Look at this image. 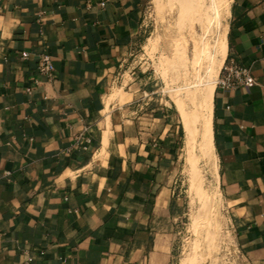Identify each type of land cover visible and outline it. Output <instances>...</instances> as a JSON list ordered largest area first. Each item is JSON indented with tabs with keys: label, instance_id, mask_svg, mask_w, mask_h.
Instances as JSON below:
<instances>
[{
	"label": "crops",
	"instance_id": "obj_1",
	"mask_svg": "<svg viewBox=\"0 0 264 264\" xmlns=\"http://www.w3.org/2000/svg\"><path fill=\"white\" fill-rule=\"evenodd\" d=\"M147 4L0 0V264H173L179 122L111 100ZM226 41L218 183L243 263L264 264V0H231ZM232 65L257 85L223 87Z\"/></svg>",
	"mask_w": 264,
	"mask_h": 264
},
{
	"label": "rangeland",
	"instance_id": "obj_2",
	"mask_svg": "<svg viewBox=\"0 0 264 264\" xmlns=\"http://www.w3.org/2000/svg\"><path fill=\"white\" fill-rule=\"evenodd\" d=\"M230 4L231 0H148L133 55L124 62L112 89L111 100H119L125 108L143 106L140 111L150 115L168 106L179 122L173 186L184 202V215L175 228L173 264H244L219 187L215 157L200 146L201 124L196 125L192 147L178 111L196 115L206 82L219 80Z\"/></svg>",
	"mask_w": 264,
	"mask_h": 264
},
{
	"label": "bare ground",
	"instance_id": "obj_3",
	"mask_svg": "<svg viewBox=\"0 0 264 264\" xmlns=\"http://www.w3.org/2000/svg\"><path fill=\"white\" fill-rule=\"evenodd\" d=\"M223 46H224V49H223L224 54H222V56L225 59L226 52H227L226 36L223 39ZM204 54L208 55V51L205 52ZM222 62H224V60H222ZM215 87H216V82H214L212 80H209L206 82L204 93H203V99L204 100L200 103V105H199L200 111L196 115L191 114L190 112H188L187 109H181V108L178 109L180 116H181V119H182V124H183L182 126L184 127V130L186 131L185 134L187 135L186 138L188 140V144L193 147V145L195 144V141H197L196 137L198 135V129H197L196 125H198L197 123L199 122L201 124V131H199V133L201 132V138H202V144L200 146L202 147L203 150L207 149L209 152H212L214 157H215V154H214L213 143H212V101H213V94H214ZM196 149H197V147H196ZM205 156H207V155H205ZM214 157H213V159H214ZM212 160H210V161H212ZM210 161H209V163H210ZM211 166H212V164H211ZM213 169H216V168L214 167Z\"/></svg>",
	"mask_w": 264,
	"mask_h": 264
},
{
	"label": "built area",
	"instance_id": "obj_4",
	"mask_svg": "<svg viewBox=\"0 0 264 264\" xmlns=\"http://www.w3.org/2000/svg\"><path fill=\"white\" fill-rule=\"evenodd\" d=\"M101 5L104 7L105 2H102ZM38 70L46 80H52L55 74L53 57L44 53L39 59ZM220 83L227 89L235 88L239 85H243L249 89L257 85L256 79L250 74L248 69L235 65H232L227 69L226 74ZM87 143L90 144V140H87ZM33 263V256H29L26 264Z\"/></svg>",
	"mask_w": 264,
	"mask_h": 264
}]
</instances>
